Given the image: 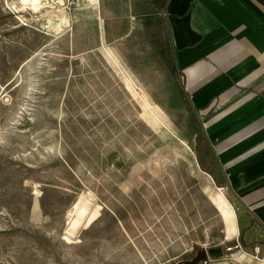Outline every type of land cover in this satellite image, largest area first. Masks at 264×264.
Returning <instances> with one entry per match:
<instances>
[{
	"label": "rangeland",
	"instance_id": "rangeland-1",
	"mask_svg": "<svg viewBox=\"0 0 264 264\" xmlns=\"http://www.w3.org/2000/svg\"><path fill=\"white\" fill-rule=\"evenodd\" d=\"M76 2L58 35L0 0V264H176L216 243L222 256L198 264H264L158 32L116 25L97 42ZM76 202L87 214L71 233Z\"/></svg>",
	"mask_w": 264,
	"mask_h": 264
},
{
	"label": "crops",
	"instance_id": "crops-1",
	"mask_svg": "<svg viewBox=\"0 0 264 264\" xmlns=\"http://www.w3.org/2000/svg\"><path fill=\"white\" fill-rule=\"evenodd\" d=\"M75 12L97 42L112 41L100 34L116 25L132 39L158 32L223 184L249 214L247 233L264 247V0H78Z\"/></svg>",
	"mask_w": 264,
	"mask_h": 264
},
{
	"label": "bare ground",
	"instance_id": "bare-ground-1",
	"mask_svg": "<svg viewBox=\"0 0 264 264\" xmlns=\"http://www.w3.org/2000/svg\"><path fill=\"white\" fill-rule=\"evenodd\" d=\"M10 4L11 8H13L14 11L18 10L19 12V10H28L31 14H40L43 17L42 24H44L47 31H53V34L60 35L61 31L63 30V22L67 21L64 8H62L61 6L63 4V0H17V5L12 3ZM101 50L110 57L109 52L104 47L101 46ZM110 60L112 61L114 66H117L113 59L110 58ZM125 78L127 79L126 76ZM154 109L156 110L159 108L158 106H155ZM217 188L218 189H215L210 197L213 199L216 208H218V210L220 211V214L225 222V237L229 238L232 235H236L238 232L235 220V212L233 206L228 202L222 189L220 187ZM73 207V210H68L66 212L67 218H69L68 231L71 233V230L78 227V225L80 224V219L87 214L86 204L84 202H82L81 204L76 202ZM96 213L97 209L95 208L90 212L89 215H87V222L91 221ZM66 232L63 233L62 238L69 242L71 241V236H69V232Z\"/></svg>",
	"mask_w": 264,
	"mask_h": 264
},
{
	"label": "water",
	"instance_id": "water-1",
	"mask_svg": "<svg viewBox=\"0 0 264 264\" xmlns=\"http://www.w3.org/2000/svg\"><path fill=\"white\" fill-rule=\"evenodd\" d=\"M240 240L244 243L243 237ZM223 250L219 243L210 245L207 249L199 248L195 251L193 256L188 259L177 260L176 264H198L206 261L208 258H218L222 256Z\"/></svg>",
	"mask_w": 264,
	"mask_h": 264
},
{
	"label": "built area",
	"instance_id": "built-area-1",
	"mask_svg": "<svg viewBox=\"0 0 264 264\" xmlns=\"http://www.w3.org/2000/svg\"><path fill=\"white\" fill-rule=\"evenodd\" d=\"M66 2H70L71 0H65Z\"/></svg>",
	"mask_w": 264,
	"mask_h": 264
},
{
	"label": "trees",
	"instance_id": "trees-1",
	"mask_svg": "<svg viewBox=\"0 0 264 264\" xmlns=\"http://www.w3.org/2000/svg\"><path fill=\"white\" fill-rule=\"evenodd\" d=\"M186 103L189 105V102L186 100Z\"/></svg>",
	"mask_w": 264,
	"mask_h": 264
}]
</instances>
